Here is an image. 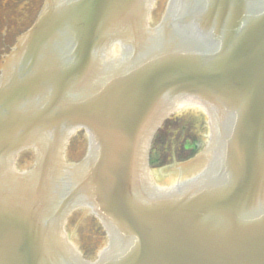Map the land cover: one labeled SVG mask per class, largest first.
<instances>
[{"label":"water","instance_id":"water-1","mask_svg":"<svg viewBox=\"0 0 264 264\" xmlns=\"http://www.w3.org/2000/svg\"><path fill=\"white\" fill-rule=\"evenodd\" d=\"M36 2L0 0V24ZM153 2L48 0L2 65L0 264H264V0H170L152 29ZM116 42L126 62H91ZM178 101L205 108L211 140L159 186L150 142ZM78 128L89 150L69 165ZM78 207L110 239L95 262L64 231Z\"/></svg>","mask_w":264,"mask_h":264},{"label":"flooded vegetation","instance_id":"flooded-vegetation-1","mask_svg":"<svg viewBox=\"0 0 264 264\" xmlns=\"http://www.w3.org/2000/svg\"><path fill=\"white\" fill-rule=\"evenodd\" d=\"M14 33L17 35L19 32H14ZM5 34L4 33L2 34V37H1L2 40H5L4 39ZM10 39H8L7 41H9ZM2 40L0 41V45H1L0 50L2 52L1 54L8 51L9 48L11 47V45L13 44V42H12L13 39H11L9 42H5ZM195 119H197L199 121L201 119V117H197V116L192 115V114L175 116L166 125L167 126L166 132H165V128H164V131L160 134L158 140L160 141L163 138H165V139L168 138L169 137L168 133L171 131L173 132L174 138H179V132L178 131L180 130L181 131L180 139L182 137V139H183L182 141L184 143H187L188 145L190 144L189 141H194L197 144L200 143L201 141H204L206 138V131H205L204 123H203V129L199 126L198 123L196 124V128L193 130H190L189 127L187 126L190 121H193ZM188 150L189 149H186L183 145H180L179 146V158L183 159V157L188 156L189 155ZM167 159H171V157L168 156Z\"/></svg>","mask_w":264,"mask_h":264},{"label":"rangeland","instance_id":"rangeland-1","mask_svg":"<svg viewBox=\"0 0 264 264\" xmlns=\"http://www.w3.org/2000/svg\"><path fill=\"white\" fill-rule=\"evenodd\" d=\"M79 137H76L72 141V145H78ZM70 228L74 230L75 240L82 246V243L88 245H94L99 239L98 231H95V224L92 219L88 220H78V216H73L70 222Z\"/></svg>","mask_w":264,"mask_h":264}]
</instances>
